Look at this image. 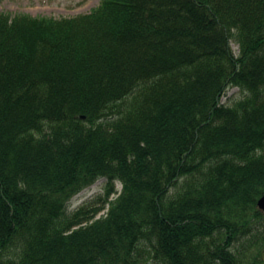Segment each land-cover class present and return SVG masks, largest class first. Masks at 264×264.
I'll return each instance as SVG.
<instances>
[{
	"label": "trees",
	"instance_id": "16d2710c",
	"mask_svg": "<svg viewBox=\"0 0 264 264\" xmlns=\"http://www.w3.org/2000/svg\"><path fill=\"white\" fill-rule=\"evenodd\" d=\"M263 195L264 0L0 12V264H264Z\"/></svg>",
	"mask_w": 264,
	"mask_h": 264
},
{
	"label": "rangeland",
	"instance_id": "374dc122",
	"mask_svg": "<svg viewBox=\"0 0 264 264\" xmlns=\"http://www.w3.org/2000/svg\"><path fill=\"white\" fill-rule=\"evenodd\" d=\"M98 2L99 0H0V12H8L13 15L24 13L32 17L60 19L88 14L91 9L97 6ZM233 50L237 52L236 45H233ZM240 97L239 90L232 88L226 92L222 102L230 103ZM116 189L119 193L121 190L120 184L116 185ZM98 192H100L98 186L84 190L74 197L70 206L79 207L84 204H92V198Z\"/></svg>",
	"mask_w": 264,
	"mask_h": 264
},
{
	"label": "water",
	"instance_id": "95a60500",
	"mask_svg": "<svg viewBox=\"0 0 264 264\" xmlns=\"http://www.w3.org/2000/svg\"><path fill=\"white\" fill-rule=\"evenodd\" d=\"M257 206L260 210L264 211V195L261 197V199L258 201Z\"/></svg>",
	"mask_w": 264,
	"mask_h": 264
}]
</instances>
